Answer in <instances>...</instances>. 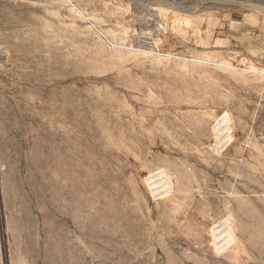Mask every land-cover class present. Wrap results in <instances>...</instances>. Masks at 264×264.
Segmentation results:
<instances>
[{
    "label": "rangeland",
    "instance_id": "374dc122",
    "mask_svg": "<svg viewBox=\"0 0 264 264\" xmlns=\"http://www.w3.org/2000/svg\"><path fill=\"white\" fill-rule=\"evenodd\" d=\"M0 264H264V0H0Z\"/></svg>",
    "mask_w": 264,
    "mask_h": 264
},
{
    "label": "built area",
    "instance_id": "2783aa9c",
    "mask_svg": "<svg viewBox=\"0 0 264 264\" xmlns=\"http://www.w3.org/2000/svg\"><path fill=\"white\" fill-rule=\"evenodd\" d=\"M214 135L211 150L217 155L226 152L234 141L233 122L228 115L219 117L212 127ZM148 182L152 184L156 195L169 196L174 190L171 176L163 171L149 176ZM231 230V233H230ZM220 232H223L220 235ZM213 238L219 250H225L233 242V232L230 224L221 223L213 229Z\"/></svg>",
    "mask_w": 264,
    "mask_h": 264
},
{
    "label": "bare ground",
    "instance_id": "6f19581e",
    "mask_svg": "<svg viewBox=\"0 0 264 264\" xmlns=\"http://www.w3.org/2000/svg\"><path fill=\"white\" fill-rule=\"evenodd\" d=\"M223 232H220V235L222 234Z\"/></svg>",
    "mask_w": 264,
    "mask_h": 264
}]
</instances>
